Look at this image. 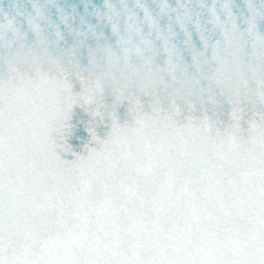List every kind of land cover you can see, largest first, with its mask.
Here are the masks:
<instances>
[{
    "label": "snow or ice",
    "instance_id": "6c2138e0",
    "mask_svg": "<svg viewBox=\"0 0 264 264\" xmlns=\"http://www.w3.org/2000/svg\"><path fill=\"white\" fill-rule=\"evenodd\" d=\"M2 103H3V94L0 93V104ZM5 124H6V120L4 115V109L3 107H0V158L3 157V154L5 152V145L3 143V129L5 127ZM81 131H87V129L73 131L71 129V126H69V131L65 136V142L74 143L77 140L78 136L80 135ZM71 155L72 154L69 153V156ZM260 264H264V261H261Z\"/></svg>",
    "mask_w": 264,
    "mask_h": 264
}]
</instances>
